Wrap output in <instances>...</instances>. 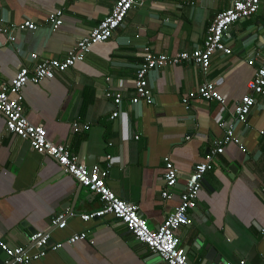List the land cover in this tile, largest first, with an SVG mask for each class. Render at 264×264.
I'll return each instance as SVG.
<instances>
[{"label": "crops", "instance_id": "obj_1", "mask_svg": "<svg viewBox=\"0 0 264 264\" xmlns=\"http://www.w3.org/2000/svg\"><path fill=\"white\" fill-rule=\"evenodd\" d=\"M233 1L196 0L191 6L188 0H142L112 37L94 45L82 62L21 91L24 115L31 124L44 127L51 142L68 146L89 169L104 170L110 162L107 187L124 202L138 205L152 229L178 205L185 179L224 135L220 122L247 93V82L264 60V2L256 14L231 26L227 39L231 54H214L205 73L187 62L151 72L152 105L129 104L141 50L149 46L155 53L175 54L201 46L211 20ZM114 3L0 0V30L26 19L38 25L34 32L14 31L13 45L0 31V83H9L20 67L33 68L36 63L30 54L63 59ZM57 10L63 13L62 25L52 30L47 18ZM206 81L214 84L225 106L196 98L185 110L182 98ZM108 88L123 96L124 115L115 120L109 119L114 105L104 95ZM255 99L247 122L234 125L241 145L230 144L216 157L204 176L190 226L178 233L192 264H264V96ZM84 125L88 130L82 129ZM22 143L5 133L0 114V239L4 243L25 246L31 232L48 230L54 216L66 213V228L53 229L51 242H65L81 232L87 233V239L64 245L32 264H164L112 217L84 223L79 216L99 209L98 198L86 188L78 189L52 159L31 148L18 161ZM165 157L180 174L170 200L161 197Z\"/></svg>", "mask_w": 264, "mask_h": 264}, {"label": "built area", "instance_id": "obj_2", "mask_svg": "<svg viewBox=\"0 0 264 264\" xmlns=\"http://www.w3.org/2000/svg\"><path fill=\"white\" fill-rule=\"evenodd\" d=\"M195 1L188 0V3L192 6ZM262 2L264 0L233 1L228 9L218 12L214 16L206 29L202 45L193 50L164 54L155 53L149 46H144L140 53V63L135 71L133 95L129 99V104H153V93L148 82L151 72L187 62L198 66L205 73L214 54L229 56L232 51L227 44V39L231 26L256 14ZM141 5L142 0H115L110 13L87 36L72 46L63 59H39L36 54H30V60L36 63L33 68L20 67L9 83H0V114L5 118V133L12 134L22 141H28L32 151L52 159L62 172L98 198L101 205L99 209L79 216L84 223L110 216L120 222L136 242L145 246L151 256L157 257L164 264H192L186 256L185 249L180 245L178 233L190 226L191 212L196 208V200L204 176L212 170L216 157L222 155L225 147L230 144L241 145L240 139L234 133V125L246 123L251 109L256 104V96H264V60L256 69L254 76L247 82V93L233 106L229 118L220 122V126L225 130L224 135L212 143L203 161L198 163L187 176L184 189L179 195L178 205L168 213L162 224L156 229L149 227L146 220L140 215L138 205L124 202L107 187L105 179L109 176L110 162L106 163L104 170L89 169L79 161L68 146L51 142L45 128L31 124L23 111L21 91L24 86L51 80L76 63L82 62L94 45L107 42L122 26L127 15ZM62 15L60 10L49 14L47 21L52 30H57L62 25ZM37 29L36 23L26 19L17 25L8 24L0 31L13 45L14 31L34 32ZM15 51L21 53L19 49ZM249 64L253 65V61H250ZM108 80L106 78V81ZM104 95L114 105V111L109 115V119L115 120L124 115L121 111L123 96L109 88L106 89ZM196 98L204 101H216L221 106L226 104L225 99L216 92L214 84L208 81L182 98L184 109L189 110L191 101ZM74 128L78 129L77 123H74ZM88 128L87 125L82 127L83 130H88ZM138 138V136L134 137L135 140ZM110 158L111 156H106L107 161ZM261 159L264 162V151L261 153ZM163 161L161 197L164 200H170L173 192L177 189L180 174L168 157H165ZM66 225V213H60L51 219L48 230L31 233L25 246L11 247L0 239V251L6 257L2 264H32L46 257L49 252L60 250L64 245L72 246L87 239V233L81 232L70 236L65 242H51V231L53 229L63 230ZM261 232L264 233V230ZM240 264H244V262H240Z\"/></svg>", "mask_w": 264, "mask_h": 264}, {"label": "water", "instance_id": "obj_3", "mask_svg": "<svg viewBox=\"0 0 264 264\" xmlns=\"http://www.w3.org/2000/svg\"><path fill=\"white\" fill-rule=\"evenodd\" d=\"M29 148H30L29 142H28V141H23L22 146H21V149H20L19 154H18V157H17V160H18V161H19L23 156H25V154L29 151ZM231 170L234 171L233 168H231ZM77 184H78V183H77ZM81 188H82V187L78 184V189L81 190ZM31 233H33V232H31ZM5 258H6V257H5V254L2 253V252L0 251V264H2V262L4 261Z\"/></svg>", "mask_w": 264, "mask_h": 264}, {"label": "clouds", "instance_id": "obj_4", "mask_svg": "<svg viewBox=\"0 0 264 264\" xmlns=\"http://www.w3.org/2000/svg\"><path fill=\"white\" fill-rule=\"evenodd\" d=\"M238 23V22H237ZM82 242V241H81Z\"/></svg>", "mask_w": 264, "mask_h": 264}, {"label": "rangeland", "instance_id": "obj_5", "mask_svg": "<svg viewBox=\"0 0 264 264\" xmlns=\"http://www.w3.org/2000/svg\"><path fill=\"white\" fill-rule=\"evenodd\" d=\"M242 21V20H241Z\"/></svg>", "mask_w": 264, "mask_h": 264}]
</instances>
